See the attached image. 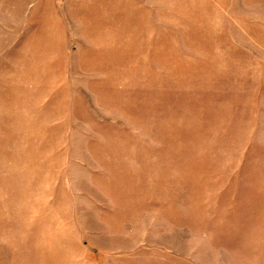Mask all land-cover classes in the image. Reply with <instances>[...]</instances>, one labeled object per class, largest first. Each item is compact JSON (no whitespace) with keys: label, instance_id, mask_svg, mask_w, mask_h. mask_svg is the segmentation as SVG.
<instances>
[{"label":"rangeland","instance_id":"obj_1","mask_svg":"<svg viewBox=\"0 0 264 264\" xmlns=\"http://www.w3.org/2000/svg\"><path fill=\"white\" fill-rule=\"evenodd\" d=\"M0 264H264V0H0Z\"/></svg>","mask_w":264,"mask_h":264}]
</instances>
